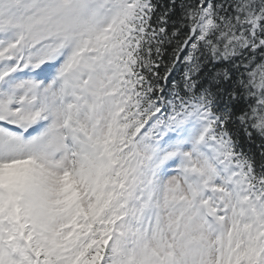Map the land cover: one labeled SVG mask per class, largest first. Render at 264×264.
Here are the masks:
<instances>
[{
    "label": "snow or ice",
    "instance_id": "snow-or-ice-1",
    "mask_svg": "<svg viewBox=\"0 0 264 264\" xmlns=\"http://www.w3.org/2000/svg\"><path fill=\"white\" fill-rule=\"evenodd\" d=\"M0 264H264V0H0Z\"/></svg>",
    "mask_w": 264,
    "mask_h": 264
},
{
    "label": "trees",
    "instance_id": "trees-1",
    "mask_svg": "<svg viewBox=\"0 0 264 264\" xmlns=\"http://www.w3.org/2000/svg\"><path fill=\"white\" fill-rule=\"evenodd\" d=\"M245 147H246V148L248 147L247 144L245 145ZM252 150H253V151H256V146H255V145H252Z\"/></svg>",
    "mask_w": 264,
    "mask_h": 264
}]
</instances>
